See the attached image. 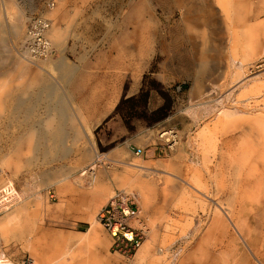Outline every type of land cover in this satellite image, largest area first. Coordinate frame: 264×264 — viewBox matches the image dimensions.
<instances>
[{
	"label": "rangeland",
	"instance_id": "obj_1",
	"mask_svg": "<svg viewBox=\"0 0 264 264\" xmlns=\"http://www.w3.org/2000/svg\"><path fill=\"white\" fill-rule=\"evenodd\" d=\"M262 16L264 0H0V86L24 85L39 70L44 85L17 95L37 104L29 123L11 125L7 108L0 116V189L14 184L19 191L11 209L27 207L23 224L33 216L39 236H56V254L70 251L74 264H112L97 215L116 190L138 180L149 188L146 206L132 192L149 229L144 244L153 243L140 264H264V169L251 155L262 150L255 137L264 128ZM37 19L51 41L43 55L32 51ZM56 37L66 41L64 51ZM142 89L151 93L146 105L128 102L116 113ZM67 92L92 130L90 140L75 118L86 145L70 148L71 125L53 155L46 140L19 138L33 127L44 132L52 104L58 111ZM165 104L168 117L155 121ZM131 111L138 116L131 119ZM168 129L179 142L163 153L160 135ZM233 136L237 142L227 145ZM134 147L145 154L136 156ZM90 212L105 244L64 240L92 226L84 218ZM12 241L0 257L35 258L25 238Z\"/></svg>",
	"mask_w": 264,
	"mask_h": 264
},
{
	"label": "bare ground",
	"instance_id": "obj_2",
	"mask_svg": "<svg viewBox=\"0 0 264 264\" xmlns=\"http://www.w3.org/2000/svg\"><path fill=\"white\" fill-rule=\"evenodd\" d=\"M46 28H47V25L45 22L42 21V22L38 23V26L34 27V29H37V30L32 31V36H33V37H31L32 41L37 42V38H38L39 34H41V31H42V33L44 35ZM27 35H25V36H27ZM44 39L46 41H48L46 47H50L51 41L49 39L47 40L45 35H44ZM35 44H33V45H35ZM56 46L62 48L64 51L65 47H66V41H64L63 38L56 37ZM33 48L36 49L34 52H37L41 55L46 54L47 50L49 49V48H47V49H43V51H40L36 47H33ZM29 53H31L33 56L32 51H29ZM66 60H67V58H66ZM67 61H69V60H67ZM44 62H50L53 66L55 65L53 60H51V58L49 56L46 58V60H44ZM55 67L56 66L53 67V70L51 73L49 72L50 74L53 75L55 73V70H56ZM41 69H45V68L43 66H41ZM24 70H26V69H24ZM58 73H60V72H58ZM42 79H43L42 78V72H40V70H39L33 76H31L30 79L24 85H17V86H13V87L9 86L7 83L1 85L0 86V116L3 114V112H4L3 110L5 108H7L8 110L7 109L6 110L8 111L7 112L8 116H9L8 118H10V120H11L10 121L11 125L15 126L14 124H16V121L20 123L21 127L23 124L29 123L31 121V119H33L35 116L34 110H35L37 104L34 103L35 101L34 102L31 101L29 103H26V102L22 101L24 99V97L22 100H20L19 97H17V95H22V96H25L28 94L31 95L33 93L34 89H36V88L42 89V86H44ZM59 97L61 98V100H60V104H58L59 107L57 106L58 111L55 110V106H54L55 104H52V109L50 110L48 120L44 126V132L41 131V134L39 135L37 133V130H35L33 127L32 129H29L28 132L23 133V135H21L19 137L20 139L27 140L29 142H32L34 139L35 140H39V139L46 140L47 144H48L47 147H49L48 151L46 153L48 155L55 154L54 150L58 146L62 147V144H63L62 142H63V140H65V132L67 131V125H71V127H74L73 124H74L75 118H77L80 121V123H81V125L85 131V136L88 137L90 140L92 139V132H91L92 130L87 125L86 119L84 118L81 110L76 106V104L70 98L69 93L68 92L66 93V98H63L62 96H59ZM52 100L55 103L56 96L53 97ZM2 122L3 121L1 120V117H0V124ZM73 129L75 131V135H74V138L72 140V144H70L69 146L72 149H75V148L79 149L82 145H86V141H85L84 136L82 135V133L80 132L79 129H77L75 127ZM0 137H1V131H0ZM16 146H18V145H16ZM89 157H90V155H89ZM92 158L93 157L91 156L90 159H92ZM131 165L138 166V164H136V163H131ZM263 168H264V166H263ZM89 174L92 177V180L94 182H96L97 174L94 172L93 169H91L89 171ZM48 179H49V181L54 182L53 177L52 178L49 177ZM131 184H132V182H131ZM126 188L131 192L138 191L139 195L141 196L142 206L143 205L146 206L147 201L149 200V196H148L145 185H140V187L137 189L132 188L129 185ZM43 248H44V251L46 252V255L48 256V261L50 260V262L44 261L45 264H65L62 260V258H64V253L61 252L63 255H60L61 253L56 254V252H55L56 249L53 248L52 244L45 241ZM138 253L140 254V252H138ZM141 255L142 254H140V256ZM138 257H139V255H138Z\"/></svg>",
	"mask_w": 264,
	"mask_h": 264
},
{
	"label": "built area",
	"instance_id": "obj_3",
	"mask_svg": "<svg viewBox=\"0 0 264 264\" xmlns=\"http://www.w3.org/2000/svg\"><path fill=\"white\" fill-rule=\"evenodd\" d=\"M37 19L33 24L41 22ZM37 29L32 28V31ZM47 42L41 31L37 38L35 47L40 51L47 49ZM52 47L49 48L51 50ZM36 49L32 48V51ZM162 143L161 152L168 153L173 150L179 142V134L174 129L164 130L160 135ZM136 156H143L145 147H134ZM21 196L14 184H6L0 189V216L20 203ZM99 223L104 227L111 239V251L127 260L133 259L142 248L148 236V227L142 216V210L138 198L126 189H118L108 199L107 203L97 215ZM0 264H42L35 258L29 256L15 263L10 258L2 255Z\"/></svg>",
	"mask_w": 264,
	"mask_h": 264
},
{
	"label": "crops",
	"instance_id": "obj_4",
	"mask_svg": "<svg viewBox=\"0 0 264 264\" xmlns=\"http://www.w3.org/2000/svg\"><path fill=\"white\" fill-rule=\"evenodd\" d=\"M259 21L264 22V16L259 18ZM263 122H264V120H263ZM257 125H259V124H257ZM257 127L259 130H257L258 135L255 138L257 141L262 143V150L260 152L259 151H256L254 153L252 152L251 155L252 154L256 155L254 163H258V165L262 166V168H263V166H264V128L259 127V126H257ZM250 131L252 132L254 130L251 129ZM205 133H206V131L204 130L202 134L204 135ZM250 137H252V134H247L246 140L248 142L251 140ZM237 140H238V138L233 136V138H230V140L228 142H225V143L227 145L231 144V146H233L234 143L237 142ZM234 154H236V153H234ZM234 154H232V156H234ZM248 154H250V152L246 153L245 150L243 151V153L241 152V154H239V157H241L242 158L241 160H243L241 163L242 165H244V167H242L243 169H245V165H247V163L249 164V162H250L249 161L250 158H248V159L245 158V157H247ZM252 157H254V156H252ZM246 160H247V162H246ZM244 162H246V163H244ZM253 168H254V164L251 165V167L249 166L248 170H253ZM52 177L54 178V181L56 179H58L56 175L52 176ZM49 182H51V181H49ZM135 182H136L135 184H131V182H128L129 184L126 183L125 186L129 185L132 188L137 189L140 186H138V180H136ZM145 187H146V190H147V193L149 196V190H148L149 188H148L147 184L145 185ZM105 188L106 187H104V189ZM64 190L68 191L69 186L64 185L62 187V191H64ZM93 190L95 191V188ZM95 192H97V190ZM243 195L250 196L252 194L245 192ZM244 203H245V201H244ZM246 203L247 204L253 203V200L249 198L246 200ZM26 209H27V207H24V206H19L14 210H12L10 208L8 211H6L5 215L2 214L3 216H0V235H1L0 249H2L4 251V250H7L6 248H9V250H10L12 245H13L12 238L23 237L27 240L28 247L32 250V253H33V256L35 257V259L37 261L41 262L42 264H45L44 261L50 262V260L48 261V256L46 255V252L44 251V248H43L44 242L46 241V242L52 244L53 248L56 249V247H57L56 236H54L53 234H50L49 232H46V233L39 236L38 226H37L36 221L34 220L35 218L33 216H30L29 219H27V223L23 224L22 215L24 213H26ZM88 215L89 216H86L84 218L88 219L91 222L92 226L84 232L83 231H77L75 233V235L74 234L73 235H66V236H64V240H74V238H77L78 241H81V242L85 241L89 245L93 244V243H96L99 245L105 244L104 235H103L100 227L97 224L96 218L94 217V215L91 212L88 213ZM31 238H34V239L31 240ZM152 244H153L152 241L146 242L144 244V246L139 250L140 254H142V255L140 256V254L137 253L136 256L134 257L133 261H131V262L125 258H119V257L115 256L114 253H112V251L110 249V255H111L110 258H111L112 264H140V261L145 260L146 258H148V256L151 255V251H153V249H152L153 245ZM62 253H64V258H62V260L65 264H74V262L68 260V257L70 256V251L65 250ZM62 253L60 255H63ZM3 255L10 258L5 252ZM138 255H139V257H138ZM13 262L19 263L20 261H18V262L13 261Z\"/></svg>",
	"mask_w": 264,
	"mask_h": 264
},
{
	"label": "trees",
	"instance_id": "obj_5",
	"mask_svg": "<svg viewBox=\"0 0 264 264\" xmlns=\"http://www.w3.org/2000/svg\"><path fill=\"white\" fill-rule=\"evenodd\" d=\"M151 96L150 91H144V89L141 90L140 94L138 96H132L129 98H123L120 103L117 105L116 107V113H119L121 111V109L124 107V105L128 102L137 104L139 102V100L141 101L144 100L145 105L147 104V101L149 100ZM167 104H165L164 106H162L161 108L157 109L154 111L153 115L156 116L155 121L160 122L165 120L168 117V111L166 109ZM134 109L137 108V106H133ZM132 112V111H131ZM131 114V113H130ZM138 116V113L136 112H132L131 115V119L135 118Z\"/></svg>",
	"mask_w": 264,
	"mask_h": 264
}]
</instances>
